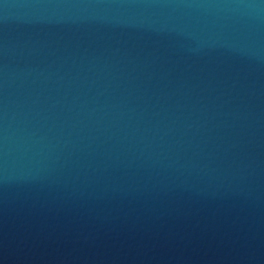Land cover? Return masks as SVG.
I'll use <instances>...</instances> for the list:
<instances>
[{"label": "water", "instance_id": "1", "mask_svg": "<svg viewBox=\"0 0 264 264\" xmlns=\"http://www.w3.org/2000/svg\"><path fill=\"white\" fill-rule=\"evenodd\" d=\"M0 264H264V0H0Z\"/></svg>", "mask_w": 264, "mask_h": 264}]
</instances>
